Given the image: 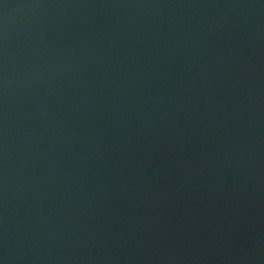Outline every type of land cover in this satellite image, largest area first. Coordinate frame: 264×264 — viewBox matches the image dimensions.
Listing matches in <instances>:
<instances>
[{
    "label": "water",
    "instance_id": "95a60500",
    "mask_svg": "<svg viewBox=\"0 0 264 264\" xmlns=\"http://www.w3.org/2000/svg\"><path fill=\"white\" fill-rule=\"evenodd\" d=\"M0 264H264V0H0Z\"/></svg>",
    "mask_w": 264,
    "mask_h": 264
}]
</instances>
